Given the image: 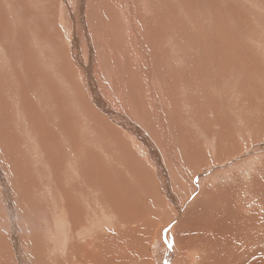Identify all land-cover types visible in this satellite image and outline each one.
Returning <instances> with one entry per match:
<instances>
[{"label":"rangeland","instance_id":"374dc122","mask_svg":"<svg viewBox=\"0 0 264 264\" xmlns=\"http://www.w3.org/2000/svg\"><path fill=\"white\" fill-rule=\"evenodd\" d=\"M155 1L156 0H153L154 4L152 5L154 7V10L151 11L150 13H147L146 15L142 13L140 14L139 9H138L139 11L136 12V16L139 18V21L133 22L134 29H135L134 30L135 36L133 37V39L135 41L139 40L141 42L146 43V41L143 40L136 33V28H140L143 34H147L148 32L151 33L150 31L151 25L145 21L146 19H148V21L151 24L154 22H158L159 26L160 24H162L164 27H166V29H168L167 28L168 25L165 23L168 21L170 25L172 26V28L175 30V32H178V33L184 32L186 30L183 27L185 24L189 26L192 25L194 28L191 26L190 29H193L194 33L198 32V36L201 39H203L202 48L206 47V49H203V51L205 50L204 53H207V52L210 53L209 47L211 46L210 45L211 43H208V42H211V40H214V39L216 40L220 36L224 37L223 43L221 44L222 47L220 46L221 51L225 49L223 52H225L229 48H231L232 51L234 50L236 51L237 46L238 48L241 46L240 47L241 49L239 48L242 54L241 55L242 56L241 68L246 69L247 67H250L249 68L250 74L248 77L245 76L244 78L248 85L246 89H241L239 86H235L229 94H226L227 96L225 95L227 103L230 105L231 109H233V112H234V122L235 123H234V126H232L231 130L226 129V131L220 132L217 130L218 127L216 129H214L213 126L210 127L207 124V119L205 117L201 122V132H200V136L198 137V139H202V138L205 139V143L208 148V159L205 154H203L204 158L203 157L201 158L202 155L197 157L201 153L195 155L197 159L196 157H193L192 155H187L185 158V160L187 159L186 163L188 165L187 164L186 165H187L189 173L190 171L191 172L193 171L192 172L193 178L192 177L191 178L192 180L196 181L197 185L199 186L195 192L191 191V187L189 185L188 186L186 184H183L181 186L178 185L179 183H176V180L174 178L175 173L173 174L172 170H169V174L171 175L172 180H169L167 184H165L164 182L161 183L159 173L155 172L154 175L152 174V172H154L153 165L155 164L156 161L159 160V158L155 159L150 152H145L142 150L139 151V148L142 147L145 144V142L138 141V147H136L134 150L139 154V156L138 157L136 156L137 158L135 157L134 159H135L136 164H138V169L142 166L140 169L141 171H144V173L140 171L142 173L141 174L139 171H137L135 174V176L137 177L133 176V179L130 180L126 172L124 171L123 173V171H121L122 178H123V182L120 183L121 188L119 187V182H117L116 184L118 187L119 193L121 194L122 192L129 193V194L132 193L133 194L132 196H135L134 198L132 197L131 199L133 201V205L135 204L137 206L132 207L134 210L132 209V211L128 213V219L131 222L130 228L135 227V228H132L131 230L137 229V232H135L137 233V236H136V234L134 235V233H129V229H128L129 224L128 223L126 224V222L124 221L125 205L123 204L122 199H119V201H115L113 197H110L111 196L110 192H112V191H109V186L112 185L110 180L119 178L118 170H121L119 166H122L120 164L118 165L115 162V160H113V157H111V155L115 154L114 149L117 147V145L113 144L114 141L109 139L112 136L110 137L109 135H112L111 132H114L115 130L112 124L116 125L117 123L115 124V122L111 120V117H108L106 116L105 113H102V111L99 109L96 103L92 100L93 97L89 93L86 83L84 84V80L80 78L79 76V74H81L80 66L77 65L75 59L73 58V55L71 54V46H70V42L68 41L69 38H67L70 32V29L74 27L73 26L74 25V19H73L74 15L73 14L79 10L77 8H78L80 1L79 0H73V1L72 0H68V1L66 0L64 1L63 0H48V1L47 0H40V1L39 0H35V1L34 0H0V264H11V263L12 264H52V262L53 264H58L59 261L63 262V261H66V259H74V258L76 259L77 258L75 247L70 248L69 250L70 254L68 253V250L67 252L65 251L64 253H62L64 251L63 250L64 247H65L64 249H68L72 245V243H78V242L85 245L86 241L87 243L89 242L95 245L96 238H97L96 234L104 233L106 234V236L107 234H113L117 236L119 231L122 234V236H124V238L128 236L132 237L134 235L131 239H128L129 237L123 239L121 234H119L120 237L117 239L119 251L121 254L124 253L123 254L125 257L124 259H131L132 257H134L133 255L134 251H137L139 253L142 249H147L151 246L149 244L153 242V238L155 237V230H159L160 231L159 234H161V238L162 237L167 238V241L171 243L172 248L174 247L173 250L175 251V254H176L175 257L177 255L183 254L181 259L184 258V262L182 264H191V263L201 264V262H203L205 259H208L207 257H209L210 259H222L221 253L223 252L225 253L224 255L225 259H228V258L229 259L231 258L232 259H242V258L243 259H255L256 264H264V181H263L264 180V176H263L264 166H262L264 163V158H263L264 150L252 151L248 153L249 156L246 157L248 160L253 158L254 156H259V154L261 155L262 159H261V165H260L261 167L255 168L254 170L249 171L247 173L248 175L246 174L247 177L243 175L242 171H241L242 173H240V169H238L237 167L238 163L236 164L235 168L233 165L230 166L228 164V163H231L232 160L233 161L236 159L237 161L243 160L246 152L250 151V149L254 147L253 145L259 142L264 143V126L262 127V125L264 124V120H263L264 119V103H263L264 100L260 102L259 95H254V98H253V94H251L249 91L250 83L252 85L254 84L256 85L257 82L259 81L256 79H259L260 76L262 75V74L260 75V70H263V73H264V46H263L264 45V40H263L264 38V33H263L264 32V0H244V1L243 0H228V2L227 0H196V1L195 0H183L184 3L181 0H178V2L176 0H157L158 2H155ZM161 1L163 2L164 6L162 5ZM250 1H252V3ZM254 1H257V2H254ZM76 2L77 3L79 2V3L77 4ZM212 2L213 4H211ZM156 3L158 5L157 6L158 8L156 7ZM171 3L173 5H171ZM245 3H246V7L244 5ZM198 4H201L199 8H198ZM209 4L211 6H209ZM220 4L223 5V8L221 7ZM178 5H181V9ZM195 5L197 6L198 9L196 8ZM81 7H83L84 9V6H80V8ZM210 7L212 8V11ZM237 7L239 9H237ZM242 7H245V8H242ZM68 9L70 10V12ZM73 9H75V11ZM88 9L89 10L91 9V11L93 12L88 10V12L90 13V14L88 13L90 20L91 19L92 20H91L89 28L85 29L87 32L85 33L84 31L83 33H81V38L84 37L82 38L83 39L82 47L84 46L83 50H85V47H86L84 43L87 40L86 37L88 36V33L90 34V38L93 37L92 38L93 40H98L102 37L103 32H106L105 35L103 36L106 39H108L109 36H111L112 34L113 36L115 35L116 38H114V42L117 41L116 45L118 46V48H119V45L122 46L121 53L127 56L125 52V49L127 47L126 42H125V35L121 31L119 33V24H120V28L124 27L123 25L124 22H123V19L121 18L119 7L114 5V3L111 0H102L101 5L99 7L97 6V4L95 3L93 4L89 2ZM208 11L211 13L213 12L215 14L214 18H212L211 20L209 18L211 14L209 15ZM225 11H227V14L225 13ZM94 13L97 15H95ZM207 13L208 15H206ZM102 14L104 16L106 15L107 17H104ZM110 14L114 17L108 18ZM237 15H238V18L236 17ZM76 16H77V13H76ZM91 16L94 18H92ZM228 16L231 17L230 19L232 21L234 20V23H231L232 24L231 26H229V23L231 22V20H228L229 19ZM142 17L143 18L145 17V18L142 19ZM203 17L204 18L207 17L208 19L205 20ZM242 18H244V20H242ZM217 20H219L220 24H218L219 22H216ZM246 20H248L250 24ZM174 21L178 22V23L176 22L177 26L181 24L180 26H178L180 29L178 27H173L175 23ZM235 21H238L239 23H241V25L243 26L246 32L243 31L242 33V31L239 30L237 26L238 24L235 23ZM180 22H184L185 24L183 23L184 25H182V23ZM187 22H189V24ZM105 25H107L106 27H109V29L106 28ZM110 26H112V28H110ZM252 26L255 28H253ZM98 27L101 29L99 30ZM103 28L105 30H103ZM181 29L183 30L180 31ZM227 29L229 30L227 31ZM229 31L230 32L232 31V32L229 33ZM240 31H241V35H240ZM224 32H227L229 34L224 33ZM244 33H246L247 36L248 34L249 36L251 35V37L248 36V38H251L252 42L248 44L252 48L248 47L249 45H247L246 43L247 42L246 40L248 38L243 36ZM230 34H231V38L229 37ZM119 37H120L121 42L119 40ZM169 37L170 36L167 35L164 39V42ZM111 38L113 37L111 36ZM242 38L245 40L243 42L244 44L241 41ZM259 38H261V40ZM171 39L175 42H178L177 39H174L172 37ZM224 40L226 42L227 41L229 42L226 43ZM161 44H163V42H161ZM206 44L210 46H206ZM118 48L117 50L120 49ZM154 48H157V47H154ZM246 48L248 51L246 50ZM249 48L251 49L249 50ZM194 50L198 54H201L200 49L197 50L194 48ZM254 50H256L257 52ZM240 51L237 52V54H239ZM247 53L249 54V56L247 55ZM250 53L252 54L250 55ZM108 55L110 56L107 57ZM135 55H138V54H135ZM103 57L104 59L106 58L105 61H112L113 59V56L109 53H103ZM246 57L247 59L245 60ZM121 58L124 61L127 60V59L125 60L123 57ZM44 59H47L48 61ZM249 59L251 60L254 59L255 61L252 60L251 62V60L249 61ZM132 60L134 61L133 58ZM100 61L102 62V59H100ZM145 62L147 61L145 60ZM254 63L256 65H254ZM47 64L49 66H47ZM139 64L143 65V67H141V74L137 69L138 63L137 64L132 63L130 65V66L134 65V68L133 66L132 68H130V71H131L130 73L129 71L128 72L127 71L123 72L121 70L119 71V73H122L123 75V77L121 78L122 83H124L125 78L127 77L129 78L128 80L131 82V84L128 86V88L133 85V80H135L136 78L138 79V81H144L143 79H145L144 78L145 76H143L144 75L143 71H148V68L144 63H139ZM56 69H57V73H55ZM26 70H29V72H27ZM123 73H125V75ZM116 75L119 76V74H116ZM138 76H140L141 79L138 78ZM59 77L60 79H58ZM101 77H103V74L101 75ZM51 78H53L54 81ZM151 78L152 77H150V80H148L149 82L147 81L148 85L150 82L151 83L154 82L155 79L156 80L160 79L156 77L151 80ZM263 78L264 76L262 77V79ZM241 80L240 82L243 83V80L242 81ZM252 80H255V82ZM102 81H99V83H97V85L101 88H102V85H101ZM259 82L262 83L263 88H264V83H263L264 80L259 81ZM38 86L42 90H40ZM30 92L36 93V94H31ZM25 94H27L28 98ZM40 94H42L41 97L39 96ZM15 95H17L18 97L17 96L15 97ZM250 95H252L251 98H249ZM33 96L35 97V99L33 98ZM38 98H40L39 99L40 102L38 101ZM34 100H36L37 102ZM26 102L30 103L32 106L31 105L28 106ZM38 102L42 104L40 105V107L38 106L39 105ZM152 102H155L156 109L154 112L151 113V116L158 120L157 121L158 129H159V123L163 117L167 119H171V120H178L183 113L184 106H179L172 101L161 100V101H152ZM34 103L36 104L38 103V104L36 105ZM132 104L130 103V107H134L133 114L136 113L135 115L138 118H140L138 110ZM31 107L35 109H31ZM25 108H27V111H25ZM35 110L40 115H36L38 113H36ZM18 111H21V113L19 114ZM24 112L25 114H22ZM27 112H29L30 114L28 115ZM20 116H22L21 120H24V118L26 117L27 118V119L25 118L26 123H28V126L31 127L30 128L31 134L29 136L30 140L28 139V141L30 142L28 141L24 142L23 136L21 135V128H19L20 126L15 125ZM220 116H221V109L216 114L217 118H220ZM184 121H182V124L186 125L185 123L186 121L185 122ZM136 122L139 128L142 129L146 133L149 140L158 146L156 141L147 134L145 128L143 127V126H146L145 123L149 122L147 118H143V120L136 118ZM59 125L60 127H58ZM116 126H119V125H116ZM190 126L191 124L189 125V127ZM13 127H15V130ZM99 127L100 129H98ZM261 127L263 128L262 131H260ZM233 129L234 131H233L232 138L234 139L235 142L232 143V146L233 144L235 146H239L241 150L229 156H224L220 160H215L219 145L222 144L223 149H227V146H228L226 145V143H228L226 142L227 140H224V139L220 140L218 137L229 136L230 135L229 132H231ZM101 133L103 137L99 138V134ZM105 135H108V136H105ZM104 137L107 140H105ZM198 143L202 145L201 142H198ZM60 145L62 147L64 146L66 149H69L71 146L70 150L72 151L74 149V152L76 150L77 151L79 150V152L77 153L78 155L71 156V157L76 158L74 160L71 159L73 160V163L72 161H70L72 164H70L69 162L67 163L68 165L67 168H69V171H68L69 173L68 172L67 173L69 175L74 171L73 169H75V171H77L76 173H78V174L73 173L72 175L74 177L70 175L71 179L69 180H68L66 171L64 170L65 169L64 167L58 168L57 171L56 170L54 171L52 167V165L54 166L55 165L54 163L57 164L58 161H60L62 165H64L65 162L67 161L66 159L71 158L60 150L62 148ZM112 146L114 148L110 149L112 148ZM185 146L186 144H183V148ZM39 154H41L40 157H39ZM142 156L146 159V164L144 163L145 161H143L144 158ZM36 157H39V158H36ZM192 157L195 159L193 160ZM38 159L41 162L44 161L43 165H41L43 167L40 166L41 162H39L40 164L38 163L39 161ZM162 160L164 161V163L167 164V160L163 156V154H162ZM34 162L35 164H33ZM76 165L79 167H77ZM80 165L83 168L81 167L80 169ZM115 165H116V168H115ZM70 166H73L75 168L70 167ZM146 166L149 168H145ZM192 166H194L195 168ZM214 166L216 170L213 168ZM228 166L230 167L226 169V167ZM46 169L47 171H45ZM236 169L239 170V173ZM80 170L82 172V175L79 174ZM56 172H57V175H56ZM250 172H254L252 173L253 177L250 175L251 174ZM241 174L245 178L244 182H247L246 185L248 184V186H250L251 189L247 191V195L246 193L243 195L237 194L238 193L237 190L231 193L232 195H234L233 203H234L235 209L243 210L248 215V219L245 223V224L248 223V225L242 226L245 229L240 231L239 233L234 234V239H235L236 244H242L241 249L247 251L245 255H243L245 257L237 255L238 252L236 253V255L234 254L233 256L232 254L234 252L233 248L234 250L236 248L233 245L231 246L225 245L224 240H223L224 238L223 229L220 226L217 227L218 235L215 234L216 231L213 232L212 234H209L210 231H208L207 227L204 225L207 222H209L205 220L206 218L201 219L200 221V223H203L201 230L205 238L206 237L210 238V241L208 242V244L213 245L215 252L208 250L207 248L204 247V245L203 247H200L201 251H199V249L197 248L198 241L195 240L197 238L195 235L196 233H194L195 231L194 226L184 225L185 224L184 218L183 219H181V217L174 218L173 214L170 215L169 211L172 208L170 209H167V208L171 206V203L167 199L168 197L166 195V191L164 192L162 191L164 190L163 187L169 186L170 188L173 189V191H176L178 194H179V191L180 192L182 191L181 192L182 195L181 193L180 195L182 196V199L184 197V201L186 200L187 208L190 206L189 204L191 203L192 200H194V198L196 199L199 197L201 204L198 206L206 207L207 209L210 210V215L214 214L215 216V214H217L218 219L220 218L222 220L225 216V213L226 212L229 213V211H227L226 209L228 208L230 201L229 200L227 201L226 192H224L221 189H218L217 186L227 187L228 184H231L233 182L234 183L237 182L239 184L243 183L242 180L244 179L242 178ZM253 174L254 175L256 174V176L259 177V179L256 176L254 177ZM232 175H234L235 177ZM226 176H228L229 178L228 180ZM59 179L63 180L64 183H62V185L64 187L71 184L72 187L77 186L78 188H82L81 186L82 181L84 182V184L82 185H85V184L89 185V186L87 185L88 186L87 189L85 187L86 185L83 186V189H85L87 194L90 195L89 201H92V202L86 203V201H84L85 199H83L82 201L84 202L85 205L87 204L86 207L87 209H89L88 210L89 216L91 215V218L92 217L93 218L89 222H84V217L87 213H82L81 210H78L77 217L83 220L85 229L87 228L88 229L87 231L83 233V235L82 234L75 235V233L72 232L73 229L69 227L70 232H72L73 234L70 237L73 238L74 235L77 236V237H74V240L72 239L74 242L71 240V238H69L70 240V241L68 240L69 242L66 241V243H64L62 241L63 243H61L60 241L59 243V241L55 239V234H53V231H52L54 230L53 228L55 225L53 223H55V220L57 217L55 214L56 208L53 205L52 199H53L55 192H57V190L59 189L57 185V180L59 181ZM78 179H80L81 181ZM82 179H85V181ZM103 179L106 181V183L105 181H103ZM186 180L187 179L184 178V181ZM101 183H102V187L106 186V190L104 192L105 193L107 192L106 194L108 198V201H105L106 205L104 207L101 206L105 204L101 199L102 196L101 198H99V195H98L100 193V192L98 193V191H100V188L98 186ZM40 186L42 188H40ZM145 186H148L149 188H151V195H153L151 208L145 202L146 196L144 195L145 193L143 191V187ZM177 187L179 189L178 191H177ZM65 190L61 191L62 194L64 193ZM131 190H133L134 192ZM164 196L167 198H165ZM46 197L50 199V202L46 201ZM93 200L97 202L99 201V203L97 202L95 203H97L100 207L96 206ZM92 204L94 205L93 208H92ZM144 204H146L147 207ZM149 204H150V201H149ZM161 204L162 206H160ZM88 205L90 206L88 207ZM107 206H109V210L111 214L108 213ZM110 206L113 207L117 211V213H115V211ZM40 207H42V209H45V210L47 209V212L43 213L40 210ZM98 207L99 208L102 207L101 210ZM97 211H99V213ZM133 211L135 212L137 211V213L135 214V212L133 213ZM101 214L105 215L106 220H103V218L99 217V216H102ZM108 215H110L109 218H108ZM237 215L238 214L233 215L230 220L238 219ZM49 216L52 217L54 220H51L52 218H49ZM99 218L103 220L101 222L102 223L101 225L99 226L93 225L95 229L94 228L92 229L91 226H90L91 229L87 227L88 224L92 225L97 220L101 221ZM249 221H252V224H250ZM146 223H150L152 225L154 224V227L149 224L150 227L146 228ZM138 224L140 225V227L138 226ZM143 228L147 229V230L144 229V231L148 233V234L146 233V240L142 238V235L144 234ZM178 228L180 229V231ZM214 230H215V227H214ZM92 235L96 237H92ZM147 235L150 236L148 239H147L148 237ZM209 235H213V236L210 237ZM51 236L53 239H55L54 241H56V243H53L54 241L52 240V238H50ZM184 236H186L185 238L186 241L180 242V240H182ZM159 237L160 235L158 236V239ZM93 238H95V240ZM126 239H128V241L130 242H128ZM185 242H187L188 245ZM163 243H164L163 245L164 248L165 247L168 248V246H166L165 240H163ZM182 243L186 245L184 246V248H183ZM54 244H56L57 246ZM192 244H195V246H193ZM130 245H135L134 247L135 249L137 247V250L134 249L133 251L132 250L127 251ZM177 246L178 248H175ZM191 246L194 249L196 248L197 254L194 258L195 261L193 260L190 262L188 261V259H192V258H189V255L186 256L185 254H189V247ZM179 249L181 251H179ZM184 250H188V251H184ZM72 252H73V255H72ZM137 252L135 255H138ZM129 253H131V255ZM40 255H43V257H40ZM142 258L146 260L152 259L149 257L148 251H147V255L144 254ZM162 259H164V257ZM146 260H144L142 263L140 262V264H143L144 262L147 263L148 261ZM163 262L161 260V263L159 264H163ZM65 263L67 264V262ZM230 263L232 262L230 261ZM205 264H206V260H205Z\"/></svg>","mask_w":264,"mask_h":264},{"label":"bare ground","instance_id":"6f19581e","mask_svg":"<svg viewBox=\"0 0 264 264\" xmlns=\"http://www.w3.org/2000/svg\"><path fill=\"white\" fill-rule=\"evenodd\" d=\"M66 1H68V0H66ZM79 1L81 3L80 4L78 2L79 5H78V8L77 9H79V10L76 11L73 14L74 15V17H73V19H74V25L73 26L74 27H72V29H70V32H69L67 38H69L68 41L70 42V46H71V54L73 55V58L75 59L77 65L80 66V72H81V74H79V76H80V78H82L84 80V84L86 83L87 89H88L89 93L93 97V98L91 97L92 100L96 103V105L99 107V109L102 111V113H105L106 116L111 117V120L114 121L115 124L117 123L116 125H119V126H116V125H113L112 124V126H114V129L115 130H114V132H111L112 135H109V136L110 137L112 136V137L109 138V139L114 141V143H113L114 145H117V147L114 149V153L115 154L114 155H111V157H113V160H115V162L118 165L120 164L122 166H119L121 170H118L119 171V178H118L119 180L117 178H116L117 180L116 179L110 180V182L112 183V185H110L111 183L109 184L110 185L109 186V191H112V192H110V194H111L110 197H113V199L115 201H119V199H122L123 204L125 205V214H124L125 219H124V221L126 222V224L127 223L129 224V226H128L129 233H134V235L136 234V236H137V233H135V232H137V229L131 230L132 228H135V227L130 228L131 222L128 219V213L132 211V209H133L132 207L133 206H137L135 204L133 205V201L131 199L132 197L134 198L135 196H132L133 195L132 193L131 194H129V193H123L122 191H121L122 194L119 193V190H118V187H117L116 184H117V182H119V187H120V185H121L120 183L123 182V178H122V174H121L122 172L121 171H123V173L125 171L126 174H127V176H128V178L130 180L133 179V176L134 177H137V176H135V174H136L137 171H139V172L141 171L140 168L142 166L141 167L139 166L140 168L138 169V164H136L135 159H134L136 156L137 157L139 156V154L134 150L136 147H138V141H144L145 142V144L142 147L139 148V151L142 150V151H145V152H150L155 159H158L159 158V160L156 161L155 164L153 165L154 166L153 167L154 168V172H152V174L154 175L155 172L159 173L161 183L164 182L165 184H167L169 180H172L171 179V175L169 174V170H172L173 174L175 173V177L174 178L176 180V183H179L178 185H180V186L183 185V184H186L187 186L189 185L191 187V191L192 192H195L198 189L199 186L197 185V182L196 181L192 180V178H193V176H192L193 173L192 172L193 171L192 172L190 171V173H189L188 168H187V165L188 164L186 163V160L187 159L185 160V158H186L187 155H192L193 157H196L195 155L201 153L197 157H199V156L202 155L201 156V158H202L203 157V154H205L206 157H207V159H208V148H207V145L205 143V139H203V138L202 139H198V137L200 136V132H201V122L204 119V117L207 119V124L210 127L213 126L214 129H216L218 127L217 130L220 131V132H224V131H226V129L231 130L232 126H234V123H235L234 122V112H233V109H231L230 105L226 101V96H227L226 94H229L233 90V88L235 86H239L241 89H246L248 87L247 82H246V80L244 78H245V76L246 77L249 76V74H250L249 68L250 67H247L246 69H242L241 68V63H242V56H241L242 54H241V51H240V49H241L240 47L241 46L239 47L240 49L237 46L236 51L235 50L232 51L231 48H229L225 52H223L225 49L223 51L220 50L221 47H222L221 44L223 43V39H224L223 36H220L218 39H216V40L214 39V40H211V42H208V43H211L210 44L211 46L206 44V46H210L209 47L210 48V53H208V52L207 53H204L205 50L203 51V49H206V47L204 46L205 48H202L203 47L202 46L203 39H201L198 36V32L194 33V30L193 29H190V27L192 26L191 24H190L191 26H189V25L185 24L184 22H180V23H182V25L185 24L183 27L186 30L184 32L178 33V32H175V30L172 28V26L170 25V23L168 21L165 23V24L168 25V27H167L168 29H166V27H164L162 24H160V26H161L160 27L158 25L159 24L158 22H154V23L151 24L148 21V19H146L145 21L148 22L151 25V27H150L151 33L148 32L147 34H143V32L140 30V28H136L137 35L140 36L143 40H145L146 43L141 42L139 40L135 41L133 39V37L135 36V32H134L135 29H134V23L133 22L134 21L135 22L139 21V18L136 16V12H138L140 10L139 11L140 14L142 13V14L146 15L147 13H150L151 11H153L154 10V7L152 6L154 4L153 3V0H123V1H121V0H111L114 3V5H116L117 7H119V11H120V14H121V18L123 19V22H124V24H123L124 27L123 28H120V24H119V33L121 31L125 35V42H126V45H127V47L125 49V52H126V55L127 56H125V55H123L121 53L122 52V46L119 45V48H120L119 49L118 46L116 45V42L117 41L114 42V38H116V36L115 35L113 36V34L111 33L112 34L111 36L113 38H111V36H109V38L106 39L103 36V35H105L106 32H103L102 37H101L102 39L101 38L100 39L97 38L98 40H93L92 39L93 37L90 38V34L88 33V36H87L88 38L85 36L86 39H87V40L85 39L87 41V43L85 41L84 45L86 47H85V50H83L84 49L83 48L84 46L82 47V44H83L82 43L83 42V39L82 38H84V37L81 38V33H83L84 31H85V33L87 32L85 29H88L89 28L90 23H91V20H92V19L90 20V17H89V14L90 13L88 12V10H89L88 9V4H89V2H91L93 4L95 3L99 7L101 5V1L102 0H79ZM176 1L178 2V0H176ZM181 1H183V0H181ZM155 2H158V1L156 0ZM227 2H228V0H227ZM250 2L252 3V1H250ZM254 2H257V1H254ZM161 3L164 6V4H163L162 1H161ZM183 3H184V1H183ZM211 4H213V2ZM171 5H173V4L171 3ZM200 5L201 4H198V8H199ZM244 5L246 7V3ZM80 6H84V9H83V7L80 8ZM157 6L158 5L156 3V7ZM178 6L181 9V5H178ZM192 6H193V4H192ZM209 6H211V5L209 4ZM221 7L223 8V5H221ZM238 7H237V9H239ZM245 7H242V8H245ZM196 8H197V6H196ZM204 8H205V6H204ZM73 10L75 11V9H73ZM226 10H228V9H226ZM89 11H91V9ZM211 11H212V8H211ZM69 12H70V10H69ZM91 12H93V11H91ZM248 12H250V11H248ZM72 13H73V11H72ZM76 13H77V16H76ZM166 13H168V12H166ZM208 13H209V15L211 14L210 17L208 16L210 18V20L212 18H214L215 14L213 12L211 13V12L208 11ZM208 13L206 15H208ZM225 13L227 14V11H225ZM95 15H97V14H95ZM104 17H107V16L105 15ZM112 17H114V16H112L110 14L108 18H112ZM155 17H156V15H155ZM236 17L238 18V15ZM92 18H94V17H92ZM144 18L142 17V19H144ZM230 18L231 17H229L228 20H231ZM204 19L206 20L208 18L206 17ZM155 20H157V19H155ZM242 20H244V18H242ZM251 20H253V19H251ZM108 21H109V19H108ZM246 21H248V20H246ZM176 22L174 23L175 26L173 25V27H178V26L181 25L180 24V25L177 26L176 25ZM216 22H219V20H217ZM240 22H242V21H240ZM187 23L189 24V22H187ZM207 23H208V21H207ZM231 23H234V20L233 21L231 20V22L229 23V26L232 25ZM235 23L238 24L237 26H238L239 30H241L242 33H243V31H245V29L243 28V26L241 25V23H239L238 21H235ZM218 24H220V22ZM249 24H250V22H249ZM99 26H100V24H99ZM106 26L107 25H105V27ZM158 27H159L160 30L158 29ZM216 27H218V26H216ZM104 28H103V30H105ZM106 28L109 29V27H106ZM110 28H112V26H110ZM253 28H255V27H253ZM94 29H95V27H94ZM100 29L101 28H99V30ZM182 30L183 29H181L180 31H182ZM228 30L229 29H227V31ZM241 31H240V35H241ZM231 32L229 31V33H231ZM249 32H251V31H249ZM249 32H247V33H249ZM224 33H227V32H224ZM229 33H227V34H229ZM222 34H223V32H222ZM167 35H169L170 37L167 38V40L164 42V39H165V37ZM92 36H94V35H92ZM243 36L248 38L249 34L247 36V34L244 33ZM171 37L174 38V39H177L178 42L173 41L171 39ZM229 37L231 38V34H230ZM249 37H251V35ZM259 39L261 40V38H259ZM91 40H93V41H91ZM119 40H120V37H119ZM263 40H264V38H263ZM241 41L243 43L245 40L242 38ZM246 41H247L246 42L247 45H249L248 43H251L252 42L251 38H248ZM120 42H121V40H120ZM161 42H163V44H161ZM227 42H229V41H227ZM258 42H260V41H258ZM239 43H241V42H239ZM171 45H172V47H171ZM235 45H236V43H235ZM260 45H261V43H260ZM81 47H82V49H81ZM154 47H157V48H154ZM248 47H251V46L249 45ZM117 48L119 50H117ZM194 48L197 49V50L200 49L201 50V54H198L197 52H195ZM209 48H207V49H209ZM251 48H249V50ZM238 49L240 51L239 54H237V52H239ZM255 49H257V48H255ZM246 50H247V48H246ZM254 51H256V50H254ZM103 53H109V54H111L113 56L112 61H105L106 58L104 59ZM135 54H138V55H135ZM251 54L252 53H250V55ZM247 55L249 56L248 53H247ZM100 56H101V58H100ZM109 56L110 55H108L107 57H109ZM121 57H123L125 60L126 59L127 60L124 61ZM132 58L134 59V61L132 60ZM100 59H102V62L103 63L100 61ZM246 59H247V57L245 58V60ZM254 59H252V60L255 61ZM44 60H47V59H44ZM145 60L147 62H145ZM250 60L251 59H249V61ZM252 60H251V62H252ZM258 61H260V60H258ZM132 63H135V64L138 63L137 69L140 72V74H141V67H143V65L142 64H139V63H144L147 66L148 71H143L144 72V75L143 76H145L144 77L145 79H143V78L142 79L144 81H138V79L136 78L135 80H133V85L128 88V86L131 84V82L128 80L129 78L128 77L125 78L124 79V83H122V79L121 78L123 77V75H122V73H119V71L120 70L123 71V72H125V71L128 72L129 71V73H130L131 72L130 71V68H132V66L134 68V65L130 66ZM68 64H70V63H68ZM254 65H256V64L254 63ZM47 66H49V65L47 64ZM44 67H46V66H44ZM15 70H17V69H15ZM26 71L29 72V70H26ZM80 72H78V73H80ZM55 73H57V69H56V72ZM129 73H127V74H129ZM41 74H43V73H41ZM45 74H47V73H45ZM52 74H54V73H52ZM102 74H103V77H101ZM116 74H119V76H117ZM123 74L125 75V73H123ZM260 75H261L260 78L259 79H256V80H259V81L264 80V78L262 79V77L264 76L263 70H260ZM140 76H138V78L141 79L142 76L141 77ZM150 77H152L151 80L154 79V78H156V77H158L160 79H158V80L155 79L156 82L155 81L152 82V83L150 82L149 85H148L147 84V81L150 80ZM51 79L54 81L53 78H51ZM58 79H60V77ZM241 79L243 80V83L240 82ZM60 81H62V80H60ZM99 81H102V84H101L102 85V88L97 85V83H99ZM252 81L255 82V80H252ZM258 82H257L256 85L253 82L252 83L254 85H252L250 83V90L249 91H250L251 94H253V98H254V95H259L260 96V102H261V101L264 100V88H263L262 83H260V82L258 83ZM68 85H69V83H68ZM38 88H39V86H38ZM40 90H42V89H40ZM30 93L31 94H36V93H32V92H30ZM45 94H46V92H45ZM47 94H49V93H47ZM25 95L27 96V94H25ZM41 95L42 94H40L39 96L41 97ZM16 96L17 95H15V97ZM251 97H252V95H250L249 98H251ZM27 98H28V96H27ZM33 98L35 99L34 96H33ZM25 99H24V101H25ZM36 99H37V97H36ZM39 99L40 98H38V101H39ZM161 100L172 101V102L176 103L179 106H184V109H183L182 115L180 116V118L178 120H171V119H167V118L163 117L162 120L159 123V129H158V126H157V121L158 120L156 118H153L151 116V113L154 112L155 109H156L155 102H152V101H161ZM34 101H36V100H34ZM251 101H252V99H251ZM17 103H18V101H17ZM130 103L131 104L133 103L132 105H134L136 107V109L139 112V115H140L139 117L140 118H138L135 115L136 114L135 112H134L135 114H133L134 107H130ZM26 104H28V106L31 105L30 103H27V102H26ZM34 104H36V103H34ZM40 105H42V104L39 103L38 106L40 107ZM21 106H23V105H21ZM48 106H50V105H48ZM31 109H35V108H32L31 107ZM49 109H48V111H49ZM220 109H221V116H220V118H217L216 117V114L219 112ZM25 111H27V108H25ZM18 112H19V114L21 113V111H18ZM35 112L38 113L36 110H35ZM27 113H28V115L30 114L29 112H27ZM22 114H25V112L22 113ZM36 115H40V114L38 113ZM85 115H83V116H85ZM21 117L22 116H20L18 118V120H17V122H16L15 125L20 126L19 128H21V135L23 136L24 142H26V141H28L29 136L31 134V131H30V128L31 127H29L28 126V123H26V120H25L26 117L24 118V120H21ZM136 118L137 119H141V120H143V118H147V120L149 122L148 123H145L144 122L146 126H143V127L145 128L147 134L156 141V143L158 144L159 147L156 144H154L153 142H151L149 140V138L147 137L146 133L142 129L139 128V126H138V124L136 122ZM182 121H184L186 123V125L182 124ZM191 121H193V122H191ZM56 122H57V120H56ZM187 123L189 125L191 124V126L189 127V125ZM60 125L58 127H60ZM100 126H102V125H100ZM263 126H264V124L262 125V127ZM8 127H10V126H8ZM15 127H13L14 130H15ZM262 127H261L260 131H262V129H263ZM98 129H100V127ZM233 131H234V129L231 132H229L230 135L227 136V137H223V136L218 137L220 140L221 139L227 140L226 142H228V143H226V145H228V146H227V149H223V145L222 144L219 145L218 150H217V153H216L215 160H220L224 156H229V155H231L233 153H236V152H239L241 150V148L239 146H235L234 144L232 146V143L235 142L234 139L232 138ZM105 136H108V135H105ZM100 137H103L102 133L99 134V138ZM30 138H32V137H30ZM104 139L107 140L105 137H104ZM187 140H189V141H187ZM158 141H160V142H158ZM28 142H30V141H28ZM198 142H201L202 145L200 143H198ZM182 143L183 144H186V146L184 148H183V144ZM253 146L254 147H252L250 149V151L246 152L244 158L242 156L243 160L237 161V159H236L234 161L232 160L233 162L231 161V163H228L230 166L233 165L234 168L236 167V164L238 163V166L237 167H238V169H240V173L243 172V175L246 176V177H247V175H248L247 173L249 171L254 170L255 168H260L261 167L260 165H261V159L262 158H261V155L260 154H259L260 157L259 156H254L253 158H251L249 160L246 157L249 156L248 153H250L252 151L264 150V143L259 142V143H256ZM70 148H71V146H70ZM70 148L69 149H66L63 146L60 150L64 154H67L69 157L74 156V155L75 156L78 155L77 153L79 152V150L78 151L76 150L75 151L76 153H75L74 152V149L71 151ZM113 148L114 147L112 146V148H110V149H113ZM223 150H225V151H223ZM82 151H83V149H82ZM161 152H162L163 156L166 158L167 164L164 163V161L162 160V154H161ZM91 154H92V152H91ZM40 155L41 154H39V157H40ZM39 157H36V158H39ZM197 157H196V159H197ZM71 159L74 160L76 158L71 157V158L66 159L67 161L65 162L64 165H62V163L60 161H58L57 164L54 163L55 164L54 166L52 165L54 171L55 170L57 171L58 168H63L64 167L65 168L64 170L66 171L68 180L71 179V176L70 175H72L73 173H76L77 172V171H75V169H73L75 167L70 166V167H73L71 169H73L75 172L74 171L72 172L70 170L72 173L70 172L71 174L70 175L68 174L69 173L68 172L69 171V168H67L68 167L67 163L69 162L70 164H72L73 163V160H71ZM194 159L195 158H193V160ZM70 161H72V163ZM143 161H145L144 163L146 164V159L145 158H144ZM39 162H41V161L39 160L38 163ZM43 162L44 161H42L41 164L39 163L40 166L43 165ZM33 164H35V162ZM198 164H199V162H198ZM198 164H197V166H198ZM202 164H203V162H202ZM37 166H39V165H37ZM230 166L226 167V169H228ZM262 166H264V163H263ZM41 167H43V166H41ZM77 167H79V166H77ZM81 167L82 166L80 165V169H81ZM192 167H194V166H192ZM115 168H116V165H115ZM145 168H149V167L146 166ZM213 168L216 170L215 166ZM37 169H39V168H37ZM66 169H68V170H66ZM238 169H236V170L239 173V170ZM45 171H47V169ZM197 171H198V169H197ZM141 172L144 173V171H141ZM250 173H251L250 175L252 176V173H254V172H250ZM76 174H78V173H76ZM79 174L82 175L81 170L79 171ZM56 175H57V172H56ZM68 175L70 176V178H69ZM115 176H116V174H115ZM232 176H234V175H232ZM241 176H242V174H241ZM255 176H256V174L254 175V177ZM72 177H74V176L72 175ZM183 177L185 179H187V180L184 181V178ZM236 177H238V176H236ZM226 178H227V180L229 179L228 176H226ZM242 178L244 180H242L243 183H240V184L237 183V182L236 183L233 182L231 184H228L227 187H219V186H217L218 189H221L224 192H226L227 201L228 200L230 201L229 206L226 209L227 211H229L230 214L228 212H226L225 213V216H224V218L222 220L220 218L218 219L217 214H215V216H214V214L213 215L212 214L210 215V210L207 209L206 207H204V206H202V207L198 206V205L201 204V201H200V198L199 197L196 198V199L194 198V200H192V201L190 200L191 201V203L189 204L190 206L187 208L186 207V200L184 201V197L182 199V196H181L182 195V193H181L182 191L181 192L179 191V194H178L176 191H173V189L170 188L169 186H165V187L162 186L163 189H164L162 191L163 192L166 191V195H167L168 198L165 197V196L164 197L168 199V201L171 203V206H172V207L171 206L170 207L167 206L168 207L167 209L172 208L169 211L170 212V215L173 214L174 218H176V217H181V219L184 218V220H185V224L184 225L194 226V228H195L194 229L195 230L194 233H196L195 235H196V238L198 239V240L197 239H195V240L198 241L197 242V245H198L197 248L199 249V251H201L200 250V247H203V245H204V247L207 248L208 250H211V251L215 252V249H214L213 245H209L208 244V242L210 241V238L209 237H206L205 238L204 235H203V233H202V230H201V228L203 226V223H200V221H201V219L206 218L205 220L206 221H209V222H207L204 225L207 227L208 231L211 232V233L209 232V234H212L213 232L216 231L215 234L218 235V231H217V227L218 226H220L223 229V234H224L223 240H224L225 245L226 246L227 245L228 246L233 245L236 248L235 250L233 248V251H234L232 253L233 256H234V254L236 255L237 252H238L237 255H240V256L245 255V253L247 252V251L241 249L242 244H236L235 239H234V234L235 233H239L240 231L244 230L245 228H243L242 226H247L248 225V223L245 224L246 221H247V219H248L247 213L245 211H243V210H236L235 209V206H234V203H233V201H234V198H233L234 195H232V193H231V192L237 190V192H238L237 194H242L243 195V194L246 193V195H247V191L249 189H251V188H250V186H248V184L246 185L247 182H244L245 181V178L243 176H242ZM257 178L259 179V177H257ZM104 179H103V181H105ZM146 179H147V177H146ZM78 180H80V179H78ZM82 180L85 181V179H82ZM103 181H102V183H103ZM62 183H64L63 180H61V179H59V181L57 180V185H58V188L59 189L57 190V192H55V194L53 196V199H52L53 205L56 208V210H55L56 213L55 214L57 216L56 217V220H55V223H53L55 225H54V228H53L54 230H52V231H53V234H55V239L58 240L59 243H60V241H61V243H63V242L66 243V241H68L69 238H71V240L72 239L74 240V237H77V236H75L76 234H78V235L79 234H82L83 235V233L85 231H87L88 228L85 229L84 222H89L90 220H92L93 217L91 218V215L89 216V212H88L89 209H87V207H86L87 204L85 205L82 200L85 199L84 201H86V203L87 202L90 203L92 201H89V196L90 195L87 194V192H86L85 189H83V186H85V185H86L85 187L87 189L88 186H89L88 184L82 185V184H84V182L82 181V184L80 183L81 186H82V188H78L77 186L72 187L71 184H69L68 186L64 187L62 185ZM102 183L99 184V186L98 185H96V186H98L100 188V191H98V193L100 192L98 194L99 195V198H101V196H102L101 199L105 203V201H108V198H107V194H106L107 192L106 193L104 192L106 190V186L105 187H102ZM105 183H106V181H105ZM61 185H62V187H61ZM129 187H131V186H129ZM182 187H184V186H182ZM40 188H42V187L40 186ZM47 189H49V188H47ZM199 189H201V188H199ZM63 190H65V191L62 194L61 191H63ZM178 190L179 189L177 187V191ZM211 190H213V189H211ZM89 191H91V190H89ZM131 191H133V190H131ZM143 191L145 193L144 195L146 196L145 202L151 208L152 198H153V195H151V188H149L148 186H145V187H143ZM38 192H39V190H38ZM180 193H181V195H180ZM125 194H127L129 196H127ZM91 196H93V195H91ZM47 197H46V201L47 202H50V199L47 198ZM90 200H92V199H90ZM154 200H155V198H154ZM149 201H150V204H149ZM93 202H94V204L96 206H99L97 204V203H99V201L97 202V201L93 200ZM95 202H97V203H95ZM163 203H164V201H163ZM105 205H106V203L103 204V205H101V206L104 207ZM144 205L146 206V204H144ZM144 205H143V207H144ZM163 205H165V204H163ZM213 205H214V203H213ZM45 206H47V205H45ZM89 206L90 205H88V207ZM93 206L94 205L92 204V208H93ZM160 206H162V204ZM101 208H99V209L101 210ZM111 208L115 211V213H117V211L113 207H111ZM107 209H108V213L111 214V212L109 210V206H107ZM40 210L43 213H46L47 212V209L46 210L45 209H42V207H40ZM78 210H81L82 213H87L85 215V217H84V222H83L82 219H79L77 217ZM137 211L136 212L133 211V213L135 212V214H136ZM10 212H12V211H10ZM97 212L99 213V211H97ZM235 214H238L237 215L238 216V219L230 220L231 217L233 215H235ZM137 215H139V214H137ZM109 216L110 215H108V218H109ZM143 216H145V215H143ZM99 217L100 218H103V220H106L105 215H102V216H99ZM166 217H168V216H166ZM49 218H52V217L49 216ZM14 219H16V218H14ZM160 219H162V218H160ZM51 220H54V219L52 218ZM103 220H101V221H98L97 220L92 225H89L88 224L87 227H89L90 229L92 227V229H93L94 228L93 225L99 226V225L102 224L101 222ZM157 222H155V223H157ZM249 222H250V224H252V221H249ZM40 223H42V222H40ZM149 224L150 223H146V228H149L150 225H152V224H150V225ZM160 224H161V222H160ZM138 226L140 227L139 224H138ZM138 226H137V228H138ZM152 226L154 227V224ZM235 226H237V227H235ZM51 227H53V226H51ZM69 227H71L73 229L72 232L75 233V235H74L73 238L70 237L73 234H72V232H70V228ZM214 227H215V230H214ZM99 229H100V227H99ZM144 229L145 228H143V233L144 234L142 235V238L146 240V233L147 232H145ZM145 230H147V229H145ZM139 231H141V230H139ZM179 231H180V229H179ZM159 233H160L159 230H155V237L153 238V242L151 244H149L151 246L149 248H147V249H142L139 253L137 251H134V253H133L134 257H132L131 259H124L125 258L124 255H123L124 253L121 254L120 251H119L118 244H117V239L120 237L119 236V234H121L120 231H119V233H118L117 236H115L113 234H107V236H106V234H104V233H98V234H96L97 235V238H96V244L95 245L93 243H89V242L87 243V241H86V244L85 245H83L82 243H79L78 242V243H72V245L68 249H64L65 248L64 247L63 248L64 251L62 253H64L65 251L67 252V250H68V253H69L70 248L71 247H75V251H76L77 258L76 259L75 258L74 259H66V261H63V262H60L59 261L58 264H66L65 262H67V264H140V262L142 263L144 260H146V259H143L142 257H143L144 254L147 255V251L149 253V257L152 258V259L146 260L148 262L147 263L144 262L143 264H159V263H161V260H162V262L164 260L163 264H182L184 262V258L181 259V257L183 256V254L177 255L175 257L176 254H175V251L173 250L174 247L172 248V245H171L170 242L167 241V238H165V237H162L161 238V234H159ZM94 235H92V237H96ZM159 235H160V237L158 239V236ZM121 236H122V234H121ZM209 236L211 237L213 235H209ZM44 237H45V235H44ZM78 237H80V236H78ZM122 237H123V239H125V238H128L129 236L128 237H125V238H124V236H122ZM132 237L130 236L128 239H131ZM149 237L150 236H148L147 239ZM50 238H52V236ZM185 238H186V236H184L182 238V240H180V242L186 241ZM55 239L52 238L53 241ZM93 239L95 240V238H93ZM128 239H126V240L128 241ZM139 239H141V238H139ZM45 240H46V238H45ZM94 240H93V242H94ZM149 240H151V239H149ZM163 240L166 241V246H168V248L167 247L164 248V246H163L164 245ZM190 240H191V238H190ZM128 242H130V241H128ZM53 243H56V241H54ZM185 243H187V242H185ZM57 244H58V242H57ZM54 245H56V244H54ZM122 245H124V244H122ZM187 245H188V243H187ZM189 245H190V243H189ZM192 245L195 246V244H192ZM134 246L135 245H130L129 248L127 249V251L128 250H132L133 251L135 249ZM184 246H186V245L183 244V248H184ZM179 247H181V246H179ZM175 248H178V246L175 247ZM135 250H137V247H136ZM181 250H182V248H181ZM181 250L179 249V251H181ZM48 251H49V249H48ZM184 251H188V250H184ZM184 251H182V252H184ZM206 251H204V252H206ZM136 252L138 253V255H135ZM131 253H129V254L131 255ZM186 253H188V252H186ZM199 253H201V252H199ZM196 254H197L196 248L194 249L191 246V247H189V254H185V255L186 256L189 255V258H192V259H188V261L191 262L193 260L195 261L194 258L196 256ZM221 254H222V256H221L222 259H210L209 257H207L208 259H205L206 260V264H256L255 259H243V258L242 259H232V258L231 259H229V258L228 259H225V257H224L225 253L223 252ZM72 255H73V252H72ZM136 256H137L138 259L136 258ZM40 257H43V255H40ZM163 257H164V259H162ZM200 257H202V256H200ZM243 257H245V256H243ZM63 260H65V259H63ZM205 260L203 262H201V264H205ZM229 260L232 263H230ZM186 262H187V260H186ZM190 262H188V263H190ZM197 262H198V260H197ZM52 264H53V262H52Z\"/></svg>","mask_w":264,"mask_h":264}]
</instances>
